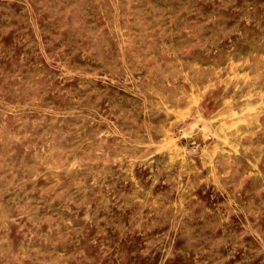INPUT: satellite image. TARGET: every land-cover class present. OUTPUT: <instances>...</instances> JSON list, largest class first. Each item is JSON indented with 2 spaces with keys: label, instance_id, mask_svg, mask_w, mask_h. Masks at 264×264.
Segmentation results:
<instances>
[{
  "label": "rangeland",
  "instance_id": "rangeland-1",
  "mask_svg": "<svg viewBox=\"0 0 264 264\" xmlns=\"http://www.w3.org/2000/svg\"><path fill=\"white\" fill-rule=\"evenodd\" d=\"M0 264H264V0H0Z\"/></svg>",
  "mask_w": 264,
  "mask_h": 264
}]
</instances>
